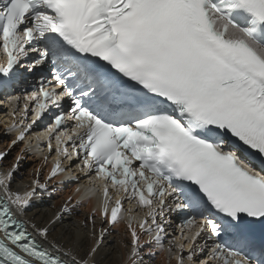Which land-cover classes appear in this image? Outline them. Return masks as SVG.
Listing matches in <instances>:
<instances>
[{
	"label": "snow or ice",
	"instance_id": "obj_1",
	"mask_svg": "<svg viewBox=\"0 0 264 264\" xmlns=\"http://www.w3.org/2000/svg\"><path fill=\"white\" fill-rule=\"evenodd\" d=\"M0 59V264H108L120 226L111 264H264V0H0Z\"/></svg>",
	"mask_w": 264,
	"mask_h": 264
},
{
	"label": "bare ground",
	"instance_id": "obj_2",
	"mask_svg": "<svg viewBox=\"0 0 264 264\" xmlns=\"http://www.w3.org/2000/svg\"><path fill=\"white\" fill-rule=\"evenodd\" d=\"M0 137H5V135L3 133V121H2V124H0ZM0 146H2V145H0ZM18 151H19V149H18ZM37 153H39V152H37ZM12 154L16 155L15 152H13ZM8 162H10V161H6L5 165ZM23 162H22L23 164L21 165V171L17 177V183L23 182L26 184V183H28V181L30 179L29 173H31L33 171V169L35 168V166L37 164V160L34 159L32 156V157H27ZM73 188H74V186L73 187L66 186L65 189L62 188L60 190H57L55 187L50 186V192H52V189H55V191L52 192V199L49 200L47 198V196H45V204L42 205L39 209H33L32 211H35L38 214L47 215L50 210H54L53 205L58 204L63 197L70 194L72 192ZM92 204H94V201H91L89 203H85L83 205V207L78 210V212L82 214L84 211H86L88 208H90ZM123 234H124V227L120 226L119 228L116 229V234H114L110 238L113 241V245L110 249V254L107 257L108 264H111V262H114L118 259V257H117L118 252L121 255L123 254V249H120L119 245L117 243H115L117 240L120 239V236H122ZM155 264H167L166 254H158V256L155 260ZM173 264H174V261H173Z\"/></svg>",
	"mask_w": 264,
	"mask_h": 264
},
{
	"label": "rangeland",
	"instance_id": "obj_3",
	"mask_svg": "<svg viewBox=\"0 0 264 264\" xmlns=\"http://www.w3.org/2000/svg\"><path fill=\"white\" fill-rule=\"evenodd\" d=\"M1 124V123H0ZM15 153H17L18 152V148L14 151ZM15 155L14 154H12L9 158H8V161H11L12 160V158L14 157ZM24 163V162H23ZM22 163V164H23ZM34 166V165H33Z\"/></svg>",
	"mask_w": 264,
	"mask_h": 264
}]
</instances>
